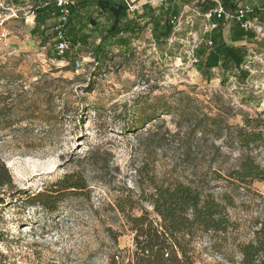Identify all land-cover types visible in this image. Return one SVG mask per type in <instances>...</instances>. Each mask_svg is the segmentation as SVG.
I'll list each match as a JSON object with an SVG mask.
<instances>
[{
	"label": "rangeland",
	"instance_id": "374dc122",
	"mask_svg": "<svg viewBox=\"0 0 264 264\" xmlns=\"http://www.w3.org/2000/svg\"><path fill=\"white\" fill-rule=\"evenodd\" d=\"M172 1L182 8L167 41L155 43L152 24L143 20L147 27L127 50L109 49L99 65L93 56L99 35L90 26L88 43L69 49L71 60L62 59L53 20L44 45L30 34L32 0H0V29L7 33L0 39V61L7 69L16 64L14 75L0 72V108L5 104L6 114L16 105L13 127H3L7 120L0 117V159L14 189L38 192L73 172L87 182L82 194H68L54 213L18 198L0 204V253L8 256H0L2 263L108 264L111 255L134 245L118 199L128 212L131 206L134 213L152 212L153 182L182 181L233 201L229 231H200L194 238L196 264H239L237 243L254 237L264 214V180L232 184L223 177L242 153L264 165V142L241 149L233 140L246 119L250 130L264 133V29L261 40L247 42L246 80L221 68L207 77L192 61L211 32L209 22L198 0L164 4ZM229 1L264 7V0ZM33 101L35 119H23Z\"/></svg>",
	"mask_w": 264,
	"mask_h": 264
},
{
	"label": "trees",
	"instance_id": "16d2710c",
	"mask_svg": "<svg viewBox=\"0 0 264 264\" xmlns=\"http://www.w3.org/2000/svg\"><path fill=\"white\" fill-rule=\"evenodd\" d=\"M32 1L36 28L40 30L43 27V41L46 43L50 35L46 33V29L49 28L46 27L47 21L52 18L57 20L61 11L55 0ZM11 2L21 4L23 0H11ZM198 3L203 13L215 7L214 0H199ZM223 4L227 9H234L236 6L229 0H223ZM254 9L257 14L261 13L260 7H254ZM180 15L181 9L178 5L177 7L161 5L158 11L156 8L146 6L141 14L138 12L131 14L126 0H79L70 6L63 32L71 49L88 43L91 32H86L85 29L90 26L92 31L99 35V42L93 49V56L96 63L102 65L108 57L109 49L124 47L127 50L132 40L147 27L146 23L152 24L151 31L155 43L167 41L175 33L176 22ZM101 18L106 19V24L101 22ZM143 20L145 24L142 23ZM214 20L216 26L210 30L211 32L205 34V42H202L194 51L198 58L199 70L210 77L215 68H221L223 72L228 73L229 77L233 75L242 81L246 80L251 74L243 67L248 55V47L227 43L224 30L229 25L233 42L242 41L245 36L254 37V34L246 31L238 20L230 22L223 18H214ZM53 34L57 37L55 26ZM69 49L63 55L56 54L59 58L71 60ZM77 62L75 61V64ZM15 67L16 64L11 69H7L9 67L0 61V72L14 75ZM37 104L36 101L29 104L27 117L23 119H35L38 112ZM5 106L4 104L0 108V117L7 120L3 127H13L15 120L12 118L16 105H11L6 114L3 110ZM250 122V119H246L244 126L236 128V139L233 140L241 149L250 146L251 142H264L263 131L250 130V127H247ZM223 178L232 184L237 182L246 184L253 180L263 181L264 165L258 163L250 154L242 153L237 163L228 169L227 176ZM153 185V190L148 197L152 212L142 208L139 213H134L133 206L128 212L123 201L118 199L117 208L124 213L127 224L134 233V245L133 249L126 254L111 255L108 264H196L193 240L197 233L200 231L227 232L231 226H234L228 214V206L233 204L231 197L223 195L222 199H219L211 191L182 181L167 184L153 182ZM14 188L15 184L9 168L0 159V204H8L9 201L18 198L23 204L38 205L54 213L68 194H82L81 192L87 188V182L81 173L73 172L66 173L49 187L38 192L28 193ZM8 198H10L9 201ZM152 213L156 217H153ZM0 218H4L2 209ZM256 226L251 240L237 243L241 255L239 264H264V214L262 218L257 219ZM109 231L114 241H117L119 234L111 228ZM2 241L3 238L0 237V242ZM0 256L5 261L8 259V256L3 253H0ZM0 264L6 263L0 261Z\"/></svg>",
	"mask_w": 264,
	"mask_h": 264
},
{
	"label": "built area",
	"instance_id": "2783aa9c",
	"mask_svg": "<svg viewBox=\"0 0 264 264\" xmlns=\"http://www.w3.org/2000/svg\"><path fill=\"white\" fill-rule=\"evenodd\" d=\"M79 0H55L57 7L61 11L60 17L55 23V30L57 31V44L56 52L58 55H63L69 48L70 44L65 39L63 27L67 22V16L70 12V6L74 5ZM129 6V12L135 14L140 11L141 5L135 2H130L126 0ZM160 5H164V2L167 0H156ZM199 1V0H198ZM215 7L205 11L204 15L209 22L210 30L216 26L214 18L225 19L226 21L238 20L242 23V27L245 30L253 31L258 38V35H261L264 26L260 23V19L254 9L249 4L237 3L234 10H228L223 4L222 0H214ZM3 23H0L2 25ZM7 33H4L0 29V39H5ZM197 62V59L193 55V61Z\"/></svg>",
	"mask_w": 264,
	"mask_h": 264
},
{
	"label": "crops",
	"instance_id": "0c3cea01",
	"mask_svg": "<svg viewBox=\"0 0 264 264\" xmlns=\"http://www.w3.org/2000/svg\"><path fill=\"white\" fill-rule=\"evenodd\" d=\"M130 2H135V3H138V4H140L141 5V7L143 8V10L146 8V6L148 7V6H151V7H153V8H156L157 9V11H158V8L161 6L159 3H158V1H156V0H129ZM154 1L155 2H157L156 4L158 5V7L157 6H155V5H153L154 4ZM177 5H178V7H180V9L182 8V3L180 4V2H175V1H172V3L169 5V6H171V7H174V6H176L177 7ZM163 6H166L165 4L163 5ZM253 7H255V6H253ZM235 8H236V6H235ZM234 8V9H235ZM261 8V13H258L257 15H258V17H259V19H260V23L262 24V25H264V16H262V14L264 13V7H260ZM234 9H231V10H234ZM228 10H230V9H228ZM140 12V11H139ZM264 15V14H263ZM32 20H34V26L31 28V32H30V34L31 35H34V36H37L39 39H40V44L41 45H44L45 44V42L43 41V27H42V29H40V30H37V28H36V25H35V16L33 15L32 16ZM54 21V23L52 24V26L53 25H55V23H56V19L55 18H52V19H49L48 21H47V24H46V27H52L51 26V23H50V21ZM228 22H230V21H228ZM36 28V30H34ZM49 28H47L46 29V32H47V30L49 29ZM229 29V37H230V42L229 41H227L226 39V41H227V43H229V44H236V45H239V44H242V45H248V43L247 42H252V41H255V40H261V39H257V37H256V35H255V33L253 32V31H248V30H246V31H248V32H252L253 34H254V37H250V36H245L244 37V39L242 40V41H237V42H233L232 41V39H231V34H230V27L228 28ZM225 31V30H224ZM224 37H225V34H224ZM3 42H6V41H3ZM14 41H12V39H10V41H9V44H12ZM248 47V46H247Z\"/></svg>",
	"mask_w": 264,
	"mask_h": 264
}]
</instances>
